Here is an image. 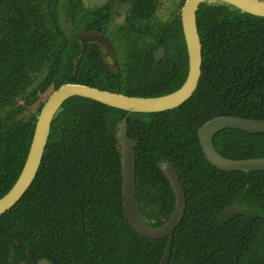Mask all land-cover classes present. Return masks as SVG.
<instances>
[{
    "label": "trees",
    "instance_id": "trees-1",
    "mask_svg": "<svg viewBox=\"0 0 264 264\" xmlns=\"http://www.w3.org/2000/svg\"><path fill=\"white\" fill-rule=\"evenodd\" d=\"M76 1L0 0V197L19 175L33 133L36 114L27 120L18 115L39 93L79 83L145 97L177 89L185 78L183 39L181 54L169 52L148 63L156 69L154 78L141 74L146 56L136 54L111 71L94 45L80 47L78 32L93 30L95 22ZM196 25L202 64L193 95L171 110L126 117L127 133L137 143L136 200L153 225L169 217L174 194L160 168L167 161L177 170L186 199L168 264H264V171L214 167L197 135L205 121L220 115L264 119V18L206 2L196 11ZM36 73V88L26 93ZM125 116L124 110L82 96L61 104L36 176L0 215V264H9L8 247L19 252L10 264H35L40 258L54 264H158L167 238L140 236L123 215L116 130ZM213 144L230 159L264 157V132L221 129ZM235 200L242 211L218 220Z\"/></svg>",
    "mask_w": 264,
    "mask_h": 264
},
{
    "label": "water",
    "instance_id": "water-1",
    "mask_svg": "<svg viewBox=\"0 0 264 264\" xmlns=\"http://www.w3.org/2000/svg\"><path fill=\"white\" fill-rule=\"evenodd\" d=\"M103 1V0H102ZM211 0H186L181 8V25L185 41L188 71L182 85L175 91L156 97L127 96L101 90L79 83H66L55 89L41 107L34 126V131L25 162L19 176L12 187L0 197V215L10 209L32 183L41 162L48 139L50 123L62 102L73 96H83L111 107L134 112H155L172 109L187 100L195 91L201 76V42L196 26V10L200 3ZM233 6L240 11L253 15L264 16V0H214ZM95 4L96 0H88ZM82 44L103 40L96 32L85 31L79 35ZM105 55L114 60V51L107 39L104 40ZM160 55V54H159ZM156 54V57L159 56ZM223 128H233L248 133L264 132V119L254 120L230 115H221L204 122L197 131L198 139L207 161L214 167L224 171H264V157L230 159L218 153L213 145L214 134ZM116 137L119 142L121 162V191L123 215L128 227L142 237L149 239L167 238L163 254L158 264H168L173 241V233L180 225L185 213V195L179 182L178 174L173 166L164 161L160 168L168 180L174 194V208L169 217L160 225L144 216L138 207L135 196V152L136 141L126 134L125 119L118 122ZM242 211L238 200L226 205L218 214L220 221L234 213ZM32 250L27 249V255L32 257ZM20 264H26L22 261ZM37 264H54L46 258H41Z\"/></svg>",
    "mask_w": 264,
    "mask_h": 264
},
{
    "label": "flooded vegetation",
    "instance_id": "flooded-vegetation-1",
    "mask_svg": "<svg viewBox=\"0 0 264 264\" xmlns=\"http://www.w3.org/2000/svg\"><path fill=\"white\" fill-rule=\"evenodd\" d=\"M65 1H67V0H60V2H62L61 4H63ZM73 1H75V0H73ZM185 1L186 0H179L178 3L176 5H174L173 9H170L169 11H167L164 14L162 12L163 0H103V1L102 0H96L95 4H90L88 2V0H77L76 2H78V4H80L82 6L84 11H86L88 9L89 13L92 14V19H93L92 22L93 23L95 22L94 23L95 27L93 26V30H88V29L84 28L83 30H80L78 32L77 39L79 41L80 47L85 48L87 45H94L93 48H94V50H97L99 52L100 58L102 59V61L105 63V65L111 71H114V72H116L119 69L121 63L123 62V60L125 58V56H126V59H127V56H129L130 58H133L134 54L146 56V57H144V62H142L141 65L139 64V66H141L140 68L143 69V71L141 70V74L144 73L145 74L144 76H148V74L150 73L151 78H154L156 69L148 63L151 62L152 59L156 63L160 62L169 54V52L180 53V47L179 46H180V42H182L181 39H183V42L185 45V41H184V37H183V31H182V25H181V8H182ZM214 2H220V1H214V0L209 1V3H214ZM204 3H206V2H204ZM204 3H200L198 5V7ZM198 7H197V9H198ZM238 11L241 13H247V12L240 11L239 9H238ZM249 14H251V13H249ZM251 15H253V14H251ZM254 16L264 18V16H259V15H254ZM82 19L84 20L85 18L83 17ZM87 21H88V19H87ZM165 25H166V28H165ZM177 25H180L179 28L177 27ZM65 28H67V31L69 30L68 29V23L65 24ZM85 31L96 32V33H98V35L103 37V40L101 42L92 41V42H86V43L82 44L81 40L79 39V35ZM197 32H198V30H197ZM181 35H182V37H181ZM105 39L108 40L111 47L113 48L114 60H112L108 55H105V48H104V43H103ZM173 40H176L178 42L177 46H175V43L173 42ZM185 48H186V46H185ZM1 50L4 51L3 46H1ZM156 54H158V55L160 54V55L158 57H156ZM186 54H187V51H186ZM149 56H151V57H149ZM178 65H179V67L183 68L184 64H183V62H179ZM158 69H159L158 75L160 76V75H162V65L161 64L158 66ZM187 71H188V57H187ZM36 75H38V74L36 73ZM36 75L35 74L33 75L32 83L30 84V86H28L26 93H28L32 89L36 88V84L38 82V79L40 78V76H36ZM186 75H187V72L185 74V78H186ZM185 78L183 79V81L181 82L179 87L182 85ZM64 84H66V83H64ZM91 87H93V86H91ZM49 88L52 89V87H49ZM54 90L55 89H52V92ZM101 90H104V89H101ZM175 90L176 89L169 91V92H166V93H163L161 95L145 96V97L162 96V95L171 93ZM52 92H50L48 94V96ZM43 93H39L37 100H35L30 105L24 104L25 94L21 95L22 97L20 96L17 99V103L20 105L24 104L25 107L19 113L18 118L22 119L20 117L21 114L28 107H32L34 103L38 102L37 107L35 109V112L31 113L26 119H22V120H27L30 116L35 115V114H36V118H37V115H38L41 107L43 106L44 102L46 101V99L48 97L47 96L45 99L41 100L40 95ZM113 93H119V92H113ZM193 93H192V95H193ZM119 94H123V93H119ZM123 95H125V94H123ZM127 96H129V95H127ZM141 97H144V96H141ZM183 103H181V104H183ZM180 105H178V106H180ZM178 106H176V107H178ZM176 107H174V108H176ZM174 108H172V109H174ZM117 109H119V108H117ZM121 110H123V109H121ZM167 110H171V109H167ZM124 111H126V110H124ZM163 111H166V110H163ZM155 112H160V111H155ZM138 113H153V112H138ZM129 114L130 113L128 111H126V116L123 117L125 119V125H126V117ZM35 121H36V119H35ZM51 122H52V120H51ZM34 126H35V122H34ZM50 126H51V123H50ZM117 126H118V124H117ZM223 129H226V128H223ZM33 131H34V128H33ZM197 131H198V129H197ZM49 132H50V130H49ZM126 134L128 135L127 125H126ZM32 135H33V133H32ZM31 139H32V137H31ZM212 141H213V138H212ZM30 142H31V140H30ZM199 144H200V142H199ZM29 146H30V144H29ZM136 146H137V143H136ZM135 147H134V149H135ZM28 149H29V147H28ZM25 159H26V157H25ZM24 162H25V160H24ZM175 171L177 172L176 169H175ZM20 172H21V170H20ZM177 174H178V172H177ZM178 179H179V175H178ZM182 187H183V185H182ZM183 190H184V187H183ZM184 195H185V192H184ZM185 202H186V199H185ZM185 209H186V207H185ZM12 241L15 243L16 246H18V242L16 240H12ZM10 248L11 247H8L7 250H4L6 257H7V263H9V264L11 262H13V260H15V258H17L18 254H19L18 250H12ZM32 252H33V250H32ZM31 258H33V253H32ZM38 260L35 261V264H37ZM20 263H21V261L18 260V264H20Z\"/></svg>",
    "mask_w": 264,
    "mask_h": 264
},
{
    "label": "rangeland",
    "instance_id": "rangeland-1",
    "mask_svg": "<svg viewBox=\"0 0 264 264\" xmlns=\"http://www.w3.org/2000/svg\"><path fill=\"white\" fill-rule=\"evenodd\" d=\"M179 0H163V8H162V12L165 14L167 11H169L170 9L174 8V5H176L178 3ZM39 76V75H36ZM52 92V89L49 88L47 89L43 94L40 95L41 100L45 99L48 94ZM22 102V101H21ZM37 103H34L32 107H28L22 114H21V118L22 119H26L31 113L35 112V109L37 107Z\"/></svg>",
    "mask_w": 264,
    "mask_h": 264
}]
</instances>
